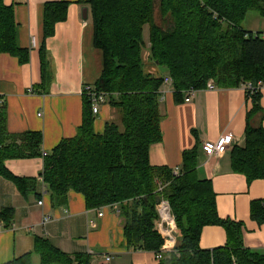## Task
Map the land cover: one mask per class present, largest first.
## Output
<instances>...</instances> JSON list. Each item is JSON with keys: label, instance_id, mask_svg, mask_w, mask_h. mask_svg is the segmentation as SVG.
<instances>
[{"label": "trees", "instance_id": "1", "mask_svg": "<svg viewBox=\"0 0 264 264\" xmlns=\"http://www.w3.org/2000/svg\"><path fill=\"white\" fill-rule=\"evenodd\" d=\"M89 7L95 29V44L103 50L104 69L93 87L117 110L119 121H107L97 133L95 116L84 95L83 121L74 137L63 139L44 156L38 178L14 175L6 162L43 157V135L38 131L13 133L8 113L0 99V176L15 182L24 194L44 191L65 205L71 192L82 194L88 209L119 206L128 246L135 250L161 252L164 237L156 229L157 205L169 201L182 237L172 251L164 252L160 264H264V252L245 245L240 221L222 218L216 193L209 179H201L197 167L202 147L183 153L181 174L166 166H152V145L162 142V86L171 78L176 97L190 89L233 88L259 83L264 86V33L246 31L242 23L248 12L264 17V0H80ZM69 3L48 2L44 35L54 34L67 17ZM150 29L149 56L145 60L144 29ZM15 8L0 0V54L29 60V51L17 44ZM42 83L34 90H47L51 79L46 46L41 45ZM152 68L157 69V74ZM166 69L163 73L161 70ZM244 145L231 150V168L248 180L264 178V126L254 125L262 113V90L252 95ZM177 101H180L177 98ZM15 211L0 209V221L10 227ZM251 214L264 222V203H252ZM221 225L227 243L215 249L200 246L204 227ZM39 261L34 260V256ZM89 264L88 255H72L50 240L36 238L34 250L5 264Z\"/></svg>", "mask_w": 264, "mask_h": 264}, {"label": "crops", "instance_id": "2", "mask_svg": "<svg viewBox=\"0 0 264 264\" xmlns=\"http://www.w3.org/2000/svg\"><path fill=\"white\" fill-rule=\"evenodd\" d=\"M4 1L15 8L18 47L29 51L26 63L9 53L0 54V99L7 108L8 128L13 133L41 132L42 151L49 154L63 139L77 134L83 121V89L86 85H95L101 77L104 53L95 44L91 11L80 0ZM58 1L69 3L67 17L58 22L54 34L46 38L45 6ZM149 36L147 26L146 31L144 29L145 60L149 56ZM43 42L51 79L47 90H34L42 83L40 49ZM152 69L157 74V69ZM162 93L163 139L150 148L152 166L170 169L181 166L185 151L202 147L206 141H217L222 135L232 134L234 146L244 145L248 113L253 104L243 85L202 89L193 94L183 92L176 97L172 84L164 82ZM260 105L264 114V87ZM261 116V113L255 115L254 125L261 121L264 126ZM110 120L119 121L120 115L103 96L99 114L95 116V131L102 133ZM232 147L214 157H207L201 149L197 173L201 179L211 180L219 215L240 221L245 245L253 251L264 252V222L258 223L251 214L253 202L264 203V178L248 180L244 174L234 172ZM43 162L44 157L14 159L7 161L6 167L16 176L38 178ZM37 192L42 193L40 198L36 193L24 195L14 181L0 176V209L12 207L15 211L10 227L0 221V264L33 251L38 237L50 240L66 253L88 255L89 264H108L104 259L107 254L114 256L113 264H160L155 252L128 246L118 205L106 208L99 216L98 209L87 208L85 197L80 193L71 192L67 203L61 205L44 191L40 179ZM39 201H43L42 205ZM47 216L51 221L43 223ZM226 243L227 232L223 226L203 228L202 248L212 250ZM33 258L39 261L37 255Z\"/></svg>", "mask_w": 264, "mask_h": 264}, {"label": "built area", "instance_id": "3", "mask_svg": "<svg viewBox=\"0 0 264 264\" xmlns=\"http://www.w3.org/2000/svg\"><path fill=\"white\" fill-rule=\"evenodd\" d=\"M33 43H36L35 38H33ZM164 82L172 84L171 78L169 77H166ZM244 87L246 89V92L249 95H252L256 90H262L264 86L259 83L257 89L250 84H247ZM205 89L214 90L217 89V86L211 80L207 83ZM195 91L197 90L192 88L188 92L193 94ZM83 93H85L91 101L93 114L98 115L103 101V94H101L100 92H96L93 85H86L83 89ZM234 143V136L232 134H227L222 135L217 141L204 142L202 145V149L207 157L221 156L225 154L230 147L234 146ZM47 154V152H43V157ZM172 170L174 175L176 176H179L181 174V166L174 167ZM42 203L43 201H39L40 205H42ZM106 208L110 207L106 206L98 209L99 216H102L104 214L103 210H105ZM157 214V230L164 237V243L161 246V252L156 254L157 259L161 260L164 257V252L172 251L173 249H175L177 240L182 237V234L168 200L163 199L161 202H159V204L157 205ZM51 219L52 218L50 216H47L44 219L43 223L50 222ZM104 259L106 263L113 264L114 256L111 254H107L105 255Z\"/></svg>", "mask_w": 264, "mask_h": 264}, {"label": "rangeland", "instance_id": "4", "mask_svg": "<svg viewBox=\"0 0 264 264\" xmlns=\"http://www.w3.org/2000/svg\"><path fill=\"white\" fill-rule=\"evenodd\" d=\"M242 26L248 32L263 34L264 33V17H262L260 14L256 12L250 11L246 15L244 22L242 23ZM146 27H145V31H146Z\"/></svg>", "mask_w": 264, "mask_h": 264}, {"label": "water", "instance_id": "5", "mask_svg": "<svg viewBox=\"0 0 264 264\" xmlns=\"http://www.w3.org/2000/svg\"><path fill=\"white\" fill-rule=\"evenodd\" d=\"M161 71H162L163 73H165V72H166V69H162Z\"/></svg>", "mask_w": 264, "mask_h": 264}]
</instances>
